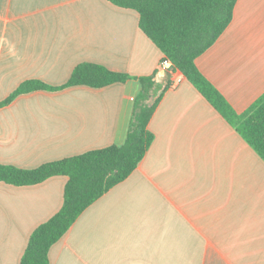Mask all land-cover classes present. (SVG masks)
I'll list each match as a JSON object with an SVG mask.
<instances>
[{
  "label": "crops",
  "instance_id": "crops-1",
  "mask_svg": "<svg viewBox=\"0 0 264 264\" xmlns=\"http://www.w3.org/2000/svg\"><path fill=\"white\" fill-rule=\"evenodd\" d=\"M139 20L109 0H0V103L28 80L65 84L81 62L132 76L1 106L0 164L33 169L123 144L139 77L155 74L161 97L139 166L82 212L50 264H264V159L181 71L162 69L171 62ZM196 64L244 112L264 93V0H238ZM67 181H0V264L21 263L32 232L62 207Z\"/></svg>",
  "mask_w": 264,
  "mask_h": 264
},
{
  "label": "trees",
  "instance_id": "trees-1",
  "mask_svg": "<svg viewBox=\"0 0 264 264\" xmlns=\"http://www.w3.org/2000/svg\"><path fill=\"white\" fill-rule=\"evenodd\" d=\"M140 14L141 29L236 131L264 159V93L244 112H237L220 90L199 70L196 59L210 48L232 21L238 0H109ZM156 75L139 77L141 88L123 144H112L49 161L33 169L0 164V181L30 185L57 175L68 177L60 210L31 234L20 264H50L49 252L82 212L139 166L154 141L149 128L160 96L154 95ZM132 76L95 62H81L70 79L53 86L39 79L23 83L5 101L34 90L57 91L71 86L104 87L127 82Z\"/></svg>",
  "mask_w": 264,
  "mask_h": 264
},
{
  "label": "built area",
  "instance_id": "built-area-1",
  "mask_svg": "<svg viewBox=\"0 0 264 264\" xmlns=\"http://www.w3.org/2000/svg\"><path fill=\"white\" fill-rule=\"evenodd\" d=\"M161 67H162V69H168V68H170L171 67V63H169V64H167V61L166 62H163L162 64H161ZM179 81L181 80V78H179L178 79Z\"/></svg>",
  "mask_w": 264,
  "mask_h": 264
}]
</instances>
